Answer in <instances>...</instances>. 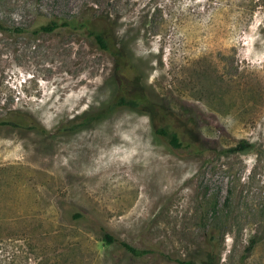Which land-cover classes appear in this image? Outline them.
Segmentation results:
<instances>
[{
  "label": "rangeland",
  "instance_id": "rangeland-1",
  "mask_svg": "<svg viewBox=\"0 0 264 264\" xmlns=\"http://www.w3.org/2000/svg\"><path fill=\"white\" fill-rule=\"evenodd\" d=\"M82 13L121 64L86 32L0 31V264H264V0H0L8 27Z\"/></svg>",
  "mask_w": 264,
  "mask_h": 264
},
{
  "label": "trees",
  "instance_id": "trees-1",
  "mask_svg": "<svg viewBox=\"0 0 264 264\" xmlns=\"http://www.w3.org/2000/svg\"><path fill=\"white\" fill-rule=\"evenodd\" d=\"M97 15L87 13L84 14L82 13L79 17L71 18V19H65V18H60L56 17L54 19H50L47 23L42 24L39 27L33 28V29H27V28H22V27H8L6 24H4L0 20V31L1 32H11V33H17L21 34L24 33L25 31H29L32 34H40L42 32L45 33H52L55 32L61 28H70L75 31H80V32H86L94 39V41L100 46L101 49L109 51L112 53L115 57L116 60L119 64H121V60L118 59V57L123 58V55L121 53V49L119 46L114 43L112 40L109 29L108 27L104 28H99L96 24L97 21ZM104 19L105 22L107 21V24H109V18H104L101 17V19ZM140 101L133 99V98H126V97H121L114 103L110 104L100 112L86 117L79 125L74 126L73 128H80V127H85L90 125L94 121H98L106 116H108L110 113H113L116 109L119 107H131L135 108L140 105ZM4 124H8L14 127H24V128H31L34 129L36 128V125L30 123L25 116L21 115H14L11 118H5L3 120ZM159 134H162L165 136L169 143L174 146L175 148H180L182 147V141L179 138V135L174 132L169 130L168 128H160L157 130ZM250 144L248 142H240L237 146L232 148V151H246L247 149L250 148ZM104 241L106 244H113V243H119L122 247H124L127 251H129L131 254L136 255V256H143L147 253H149V250H140L129 243L125 241H121L114 236H112L109 233L104 234ZM181 264H199L193 260H188V261H180ZM201 264H211V261L203 262Z\"/></svg>",
  "mask_w": 264,
  "mask_h": 264
},
{
  "label": "bare ground",
  "instance_id": "bare-ground-1",
  "mask_svg": "<svg viewBox=\"0 0 264 264\" xmlns=\"http://www.w3.org/2000/svg\"><path fill=\"white\" fill-rule=\"evenodd\" d=\"M97 133V132H96ZM122 141V140H121ZM144 141V140H143ZM109 143V142H108ZM118 143V142H117ZM121 144V143H120ZM108 146V145H107ZM112 146H114V145H112ZM122 147V146H121ZM139 147V146H138ZM57 148V147H56ZM105 151V150H104ZM72 152V151H71ZM118 152V151H117ZM93 154V153H92ZM102 156V155H101ZM100 157V156H99ZM68 158V157H67ZM148 160V159H147ZM134 161V160H133ZM158 161H160V160H158ZM156 162V161H155ZM148 163V162H147ZM74 164V163H73ZM100 164V163H99ZM135 164V163H134ZM154 164V163H153ZM90 166V165H89ZM97 166V165H96ZM95 166V167H96ZM140 166V165H139ZM143 166V165H142ZM92 167V166H91ZM145 167V166H144ZM156 167V166H155ZM169 167V166H168ZM89 170V169H88ZM94 171V170H93ZM98 172V171H97ZM95 174V173H94ZM170 177V176H169ZM173 179V178H172ZM87 180V179H86ZM171 180V179H170ZM103 181V180H102ZM109 183V182H108ZM131 183V182H130ZM174 183V182H173ZM148 189H149V187H148ZM147 189V190H148ZM152 189V188H151ZM153 193V192H152ZM147 194V193H146ZM153 196V195H152ZM150 200V199H149ZM149 207V206H148Z\"/></svg>",
  "mask_w": 264,
  "mask_h": 264
}]
</instances>
